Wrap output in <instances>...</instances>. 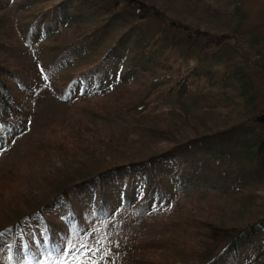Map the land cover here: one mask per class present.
Wrapping results in <instances>:
<instances>
[{
  "label": "trees",
  "instance_id": "obj_1",
  "mask_svg": "<svg viewBox=\"0 0 264 264\" xmlns=\"http://www.w3.org/2000/svg\"><path fill=\"white\" fill-rule=\"evenodd\" d=\"M11 6L29 9L17 27ZM237 14L234 0H0V152L23 131L21 44L46 52L66 102L0 171V264H264V107L229 58L203 71L224 44L264 66Z\"/></svg>",
  "mask_w": 264,
  "mask_h": 264
},
{
  "label": "rangeland",
  "instance_id": "obj_2",
  "mask_svg": "<svg viewBox=\"0 0 264 264\" xmlns=\"http://www.w3.org/2000/svg\"><path fill=\"white\" fill-rule=\"evenodd\" d=\"M212 3L219 0H211ZM234 3L237 7L238 14L234 18L233 25H237L238 29L245 33L248 39H251L254 35L258 39L256 40L255 50L264 54V0H234ZM11 6L9 8V18L12 21L13 25L21 24L22 17L28 13L29 9H17ZM172 15L180 18L182 21H189V15L185 14L179 7L170 6ZM205 25L201 23V26ZM75 32L73 27H70L66 30L65 35ZM115 35L112 31H107L103 36L99 38L98 43H106L108 40L113 38ZM44 43V41H42ZM49 44V43H48ZM102 45V44H101ZM34 49L25 48L23 44L20 45V51L25 55V59H20L23 64L22 66L26 67L25 74L27 78H30V89H23L21 93H17L15 97V104L20 110L18 113L11 114L13 121H16L22 128V134L12 142L13 145L7 150L3 149L0 152V171L6 169H15L14 165L17 163L21 155H23L27 146L34 141L33 139L38 135L43 129L50 126V123L56 121L60 116L64 114V106L66 105L65 99L60 92V85L56 84L54 77V70L48 71L49 77L46 79L44 74H46L44 61L46 60V52H40L37 50L38 46H34ZM193 50V49H191ZM195 53L191 52L189 57H194ZM3 57L8 61H12V56L6 52L3 54ZM229 58V62L233 63L235 66L239 67V70L247 74L253 85V90L255 92L254 105L256 109L264 107V66L254 65L253 63H248L237 50H235L230 44L220 46L216 51H213L204 58L203 62L205 67L203 71L206 73L209 68L214 63H219L224 59ZM87 56L85 54H79L74 60L69 62L60 69V73L64 74L70 70H74L75 65H83L86 62ZM193 63V59H190L189 64ZM146 71L141 72V76H146ZM57 77V76H56ZM235 80L226 79L222 81L220 89L226 90H236ZM121 82L115 79V84H111L113 89H119L121 87ZM112 88H108L109 92L115 91ZM78 100H87L88 98L81 93L74 94ZM72 95V96H73ZM1 127V126H0ZM22 150V151H21ZM14 168V169H13ZM11 171V170H10ZM50 191V187L48 188ZM259 193H264V191H259ZM147 229L145 227H139L137 232H141ZM150 230H154L153 227ZM187 239L191 238L186 236ZM90 255H87L84 259L86 264L90 263ZM95 264L98 263L96 256L93 258ZM92 260V261H93ZM91 261V262H92ZM103 264H106V260L102 261ZM107 264H112V262H107ZM137 264V263H132Z\"/></svg>",
  "mask_w": 264,
  "mask_h": 264
},
{
  "label": "snow or ice",
  "instance_id": "obj_3",
  "mask_svg": "<svg viewBox=\"0 0 264 264\" xmlns=\"http://www.w3.org/2000/svg\"><path fill=\"white\" fill-rule=\"evenodd\" d=\"M67 243H68V244H71V243H72V241H71V240H68V241H67ZM82 247H87V245H86V244H84V245H82Z\"/></svg>",
  "mask_w": 264,
  "mask_h": 264
}]
</instances>
